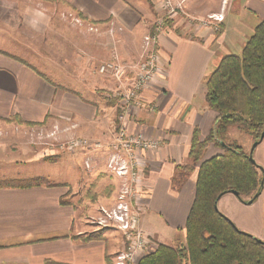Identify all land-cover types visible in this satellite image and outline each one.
Instances as JSON below:
<instances>
[{
	"label": "crops",
	"instance_id": "1",
	"mask_svg": "<svg viewBox=\"0 0 264 264\" xmlns=\"http://www.w3.org/2000/svg\"><path fill=\"white\" fill-rule=\"evenodd\" d=\"M41 1L46 9L69 12L86 25L106 28L116 24L122 31L114 38L107 32L82 35L61 19L40 12L39 25L44 26L45 34L56 26L47 53L37 56L29 51L34 58L29 60L22 53L0 47V158L11 160L17 155L19 159L12 160L30 164L49 161L59 166L55 175H21L31 180L44 178L47 183L0 188V264H112L125 246L122 233L92 230L87 219L116 200L119 181L106 171L107 151L53 155L55 150L46 154L48 151L28 145L9 147L6 142L19 136L17 126H51L55 122L61 128L74 125L72 131L77 136L110 141L118 107L109 95L117 83L100 74L95 65L109 59L114 47L122 56L139 57L143 38L152 31L161 11V0ZM174 1L182 10L166 20L158 38L162 73L140 92V104H134L129 122L130 131L160 142L158 149L141 154L146 177L140 224L155 244L175 243L180 234L179 239L185 237L200 162L183 186H174L173 180L180 167L192 163L189 153L194 131L204 139L217 121L218 114L206 102V79L223 56L241 53L264 19V0ZM215 13H222L224 20L200 22ZM53 42L56 48H49ZM243 135L245 142L253 143L251 136L236 126L228 129L224 139L239 143ZM260 144L255 161L264 168V139ZM224 146L222 142L210 143L203 159L222 153ZM88 157L92 169L85 166ZM99 173L108 175L109 196L102 198L98 193L95 204L83 207L81 190ZM100 184L101 180L98 191ZM240 202L258 205L256 215L238 226L264 240V189L251 204Z\"/></svg>",
	"mask_w": 264,
	"mask_h": 264
},
{
	"label": "trees",
	"instance_id": "2",
	"mask_svg": "<svg viewBox=\"0 0 264 264\" xmlns=\"http://www.w3.org/2000/svg\"><path fill=\"white\" fill-rule=\"evenodd\" d=\"M206 86L207 105L218 114L216 124L204 139L194 131L189 153L193 162L180 167L173 180L174 186H183L200 162L184 240L158 243L138 264H264V240L238 228L216 206L226 193L236 191L245 202L246 197L255 200L264 189V172L251 161L250 152L237 141L227 143L224 139L231 126L249 134L253 142L260 140L264 131V19L240 54L221 58ZM112 99L116 104L117 99ZM221 142H225L222 153L203 159L210 143ZM47 182L36 178L21 185L7 179L0 180V188Z\"/></svg>",
	"mask_w": 264,
	"mask_h": 264
},
{
	"label": "built area",
	"instance_id": "3",
	"mask_svg": "<svg viewBox=\"0 0 264 264\" xmlns=\"http://www.w3.org/2000/svg\"><path fill=\"white\" fill-rule=\"evenodd\" d=\"M160 6L161 11L152 31L143 38V61L134 67L123 65L119 62L118 55H114L112 60L103 62L97 69L100 74L114 79L117 83L109 95L117 99L118 107L117 121L110 141L105 143L88 137L68 135L70 130L59 125L53 126L46 133L47 138L58 141V151H107L104 160L106 171L117 178L119 184L114 204L102 207L96 222L100 227L117 229L123 235L125 246L115 254L113 264H138L140 257L152 246V241L140 224L142 212L139 205L145 192L143 186L146 177V162L141 154L158 149L160 142L143 133L130 131L129 122L134 104H140V92L148 84L154 83L162 73L161 56L157 48L159 34L164 30L166 20L182 10V5L176 4L174 0H161ZM70 16L76 23L83 24L80 17L72 14ZM223 20L222 13H215L202 20V24ZM89 28L98 30L91 24ZM64 133L67 135L64 136L66 140L61 137ZM85 166L92 169L91 157L85 160Z\"/></svg>",
	"mask_w": 264,
	"mask_h": 264
},
{
	"label": "rangeland",
	"instance_id": "4",
	"mask_svg": "<svg viewBox=\"0 0 264 264\" xmlns=\"http://www.w3.org/2000/svg\"><path fill=\"white\" fill-rule=\"evenodd\" d=\"M46 8L47 7L42 4L41 0H0V47L6 48L10 50L11 52H14L15 54L22 53L29 60H34L32 54L40 56L43 52L47 53V49H48L47 44L51 38V34L53 32L56 33V30H55L56 26L52 27V29L54 30L53 32L50 28L49 35L45 34L46 32L44 33V26L39 25L40 22H39L38 17L41 15L40 12L48 14V16H50L53 20L61 19L62 21L67 23L69 27H75L77 30H79L82 35L84 34L102 35V34H105L104 32H107L108 34H110L111 38H114L118 31H122V27L116 24H111L106 28L100 27L96 24H91V25L96 26L98 30L97 31L90 30L89 28L90 24L88 26L84 24V22L83 24L76 23L73 20V17L70 16L69 12L58 11L57 9L56 10L49 9V8L46 9ZM158 15L159 14L157 13L156 17H158ZM156 17H155V20H156ZM200 22L202 23V21ZM51 46H55L56 48V42L49 44V48ZM113 50L114 51L111 53V56L109 59L97 62V64L95 65L96 69H98L100 64H102L103 62L112 60L114 55H118V60L123 65H129V66L133 65L134 67V65L136 66L137 64H140L143 61V58H142L144 54L143 53L144 52L143 43H142V50H141L139 57H132L131 55H129L130 57L125 56V55L122 56L121 54H119L117 48L114 47ZM29 51H32L33 53ZM51 56H52L51 57L52 60H55L56 57L54 56L53 53ZM55 125L61 126L59 123H56V122L51 126H45V125H42V126L28 125L26 127L17 126L15 130L18 131L19 136L13 139H7L6 144H10L9 147H13L14 145H17L16 147L28 145V146H32L35 150H38V151H45V152L48 151L46 152V154L47 153L51 154V151L55 150L56 153H54L53 155H56L57 153L59 155L60 154L63 155V154H69L73 152V151L56 150L57 145L59 144L58 141H56L55 139L46 137V135L53 129V126ZM73 126L65 127L70 130V133L68 135H75L72 131ZM65 135H66L65 133L61 135L62 140L67 139V138H64ZM244 138H246L245 135L240 137L239 143L245 145L246 148L248 149L247 151L249 152L254 142L253 143H249V141L245 142ZM259 144L257 145L258 147L256 148V150H254L255 152H253V157L255 160L259 155L257 154L258 151L262 148L261 144L260 145ZM12 159L17 160L19 158L16 155ZM12 159L3 160L0 158V180L11 179V180H17L21 182H26L23 179L26 177L21 176V175H24V174H28V175L29 174L31 175L54 174L55 175L59 172V166L53 162L51 163L49 161H40L37 163L30 164V163L19 162V161L16 162L15 160H12ZM97 175L98 176H95L94 174V176H92V178L88 180L87 185L84 186L83 189L81 190L82 199H83L82 201L83 207L85 205L91 207L92 203L95 204L97 201V197L99 195L98 193H100V196L102 198L103 197L107 198L109 196L108 193H110L111 185L107 177L108 175L106 173H99ZM27 178H28V181H31L29 177ZM100 180L102 181V185L100 184L99 191H98V183L100 182ZM115 187L117 190L118 186L116 185ZM250 199L251 198H248L247 201ZM111 205L112 204H107L105 206L109 207ZM257 205H258L257 202H254L251 205H243L241 204L240 199L237 195H235L232 192H229V193L224 194L219 200L218 209L220 210V212H222L227 217H229L238 228H240L238 224H242L241 223L242 221H246V219L252 217L253 215L254 216L256 215L255 207ZM97 217H98V214L95 216L90 215L87 218L88 224L91 226L90 229L92 230L97 229L101 231L102 230L108 231V229H112L113 233L118 232L117 229H113L111 227L106 228V227L98 226L96 222ZM245 232H248V231H245ZM182 235L183 234H180L179 238ZM151 245L152 246L143 255H146L152 252L154 249H156L158 244H155L152 241Z\"/></svg>",
	"mask_w": 264,
	"mask_h": 264
},
{
	"label": "water",
	"instance_id": "5",
	"mask_svg": "<svg viewBox=\"0 0 264 264\" xmlns=\"http://www.w3.org/2000/svg\"><path fill=\"white\" fill-rule=\"evenodd\" d=\"M263 139H264V131H263V133H262V135H261L260 140L255 141V142L253 143V146H252L251 150H250V159H251V161L254 162V163H256V161H255V159H254V157H253V152H254L255 148L257 147V145L263 141ZM222 144L224 145L225 143L222 142ZM258 166H259L260 169L264 172V168H263L261 165H258ZM263 184H264V181L262 182V185H263ZM232 193H234L235 195H238V193H237L236 191H235V192H232ZM260 193H261V192H258V193L255 195V197H258V196L260 195ZM218 200H219V199H218ZM218 200H217V203H218ZM253 201H254V199H250V200L245 201V202L251 204ZM217 203H216V206H217V208H218ZM259 239H260V238H259ZM261 240H262V239H261Z\"/></svg>",
	"mask_w": 264,
	"mask_h": 264
}]
</instances>
